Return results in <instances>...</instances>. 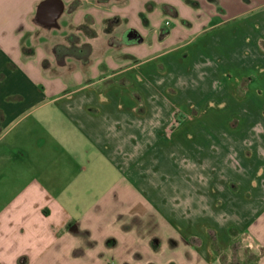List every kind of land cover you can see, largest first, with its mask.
I'll list each match as a JSON object with an SVG mask.
<instances>
[{
  "label": "crops",
  "instance_id": "1",
  "mask_svg": "<svg viewBox=\"0 0 264 264\" xmlns=\"http://www.w3.org/2000/svg\"><path fill=\"white\" fill-rule=\"evenodd\" d=\"M193 14L180 0H0V264H264V168L203 191L219 148L198 161L179 109L155 97L190 47L255 30ZM154 15L195 36L152 37ZM255 81L230 95L251 103Z\"/></svg>",
  "mask_w": 264,
  "mask_h": 264
},
{
  "label": "rangeland",
  "instance_id": "2",
  "mask_svg": "<svg viewBox=\"0 0 264 264\" xmlns=\"http://www.w3.org/2000/svg\"><path fill=\"white\" fill-rule=\"evenodd\" d=\"M180 1L181 4L190 3L192 10L194 9L198 13L188 18L189 21L198 22L213 10L217 12V15L220 12V15L215 17L219 22L229 21L226 24L229 30L244 24H254L255 30L253 31L249 27L248 32L239 31L238 34L231 31V36L229 34L227 45L224 47H222V43L213 45L215 43L211 36L207 37L208 42L213 43L209 45L208 50L203 49L205 47L202 43H199L198 47H194V45L193 48L190 47L188 51L190 58H187L185 54L186 60L171 66L169 71L173 75L167 74L161 77V83H158L160 87H157L159 92L155 97L162 102L166 109L168 107L179 109L180 112L175 114L176 120L179 121L177 123L184 124V131L193 136L188 137V134L182 133L181 140L192 148H196L198 161H203L206 156L210 155L208 152L212 143L219 148L217 155L212 160L211 167L214 172L213 176L211 175L212 179L210 176L204 178V173L206 171L209 173L210 165L207 167L203 165L201 169L203 173L197 177L198 185L202 187L203 191L207 182L218 188L223 186L224 180L239 179L241 181L244 178H251L252 182L254 179L260 182V179H264V175L260 179L256 176L260 172V168H264V93L257 95L258 93L255 92L254 97L250 95V99H248L251 103L247 101L240 103L230 95V91H232L230 89L240 81L244 82L239 89H245L247 82L256 80L255 85L264 90V58L259 63H257V59H253L254 54L258 53L255 41L258 27H261V34L264 35V18L261 17L264 15V0H203L199 5L193 0V3L191 0ZM119 7L115 5V10ZM220 8L226 12L221 13ZM153 17L154 26L149 23L148 27L152 37H155L156 29L161 33H166V29L174 31L177 28H181L180 38L195 36L192 30H189L187 26H182L181 22L170 16L154 15ZM167 21L169 25L166 24ZM231 23L233 27L229 25ZM104 51L102 49L99 55L100 59L106 55ZM148 53L152 55L150 50L147 51ZM161 70L165 71L166 69ZM149 76L150 79L154 78L153 75ZM149 82H153V80H149ZM163 84L164 86H162ZM166 89H171L173 95ZM194 105L202 112L197 114L198 112L193 110L190 114L193 116V120L187 119L188 111L196 108ZM236 123L239 126L233 127L232 125ZM180 145L185 149L188 147L186 144L181 143ZM184 148L183 150H185ZM232 150H235L234 153ZM206 179L207 181H205ZM230 187L235 189L234 184H230ZM218 194L216 193V195ZM216 195H213L214 201Z\"/></svg>",
  "mask_w": 264,
  "mask_h": 264
},
{
  "label": "water",
  "instance_id": "3",
  "mask_svg": "<svg viewBox=\"0 0 264 264\" xmlns=\"http://www.w3.org/2000/svg\"><path fill=\"white\" fill-rule=\"evenodd\" d=\"M137 37H138V35L135 32H133V31H131L130 33H128V38L130 40H136ZM139 42H141V39H139Z\"/></svg>",
  "mask_w": 264,
  "mask_h": 264
},
{
  "label": "built area",
  "instance_id": "4",
  "mask_svg": "<svg viewBox=\"0 0 264 264\" xmlns=\"http://www.w3.org/2000/svg\"><path fill=\"white\" fill-rule=\"evenodd\" d=\"M166 24L169 25V22L167 21Z\"/></svg>",
  "mask_w": 264,
  "mask_h": 264
}]
</instances>
